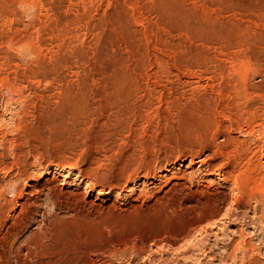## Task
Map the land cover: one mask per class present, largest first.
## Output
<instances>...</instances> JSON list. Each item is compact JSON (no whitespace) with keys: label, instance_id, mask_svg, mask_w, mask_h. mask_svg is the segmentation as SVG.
<instances>
[{"label":"rangeland","instance_id":"rangeland-1","mask_svg":"<svg viewBox=\"0 0 264 264\" xmlns=\"http://www.w3.org/2000/svg\"><path fill=\"white\" fill-rule=\"evenodd\" d=\"M263 183L264 0H0V264H264Z\"/></svg>","mask_w":264,"mask_h":264},{"label":"bare ground","instance_id":"bare-ground-1","mask_svg":"<svg viewBox=\"0 0 264 264\" xmlns=\"http://www.w3.org/2000/svg\"><path fill=\"white\" fill-rule=\"evenodd\" d=\"M235 155V154H234ZM263 166V165H262ZM243 174V173H242ZM14 184V183H13ZM264 184V183H263ZM241 191V190H239ZM9 193V192H8ZM245 194V193H244ZM264 195V194H263ZM253 246V245H252ZM16 247V246H15ZM238 247V246H237ZM254 255V254H253ZM238 257V256H237ZM251 264H263L262 261L258 258V256L255 258L254 256L250 260Z\"/></svg>","mask_w":264,"mask_h":264}]
</instances>
